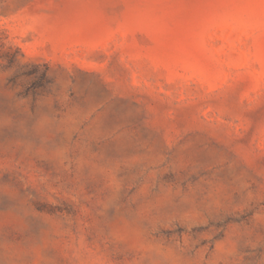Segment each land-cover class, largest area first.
Returning <instances> with one entry per match:
<instances>
[{
  "label": "rangeland",
  "instance_id": "1",
  "mask_svg": "<svg viewBox=\"0 0 264 264\" xmlns=\"http://www.w3.org/2000/svg\"><path fill=\"white\" fill-rule=\"evenodd\" d=\"M0 264H264V0H0Z\"/></svg>",
  "mask_w": 264,
  "mask_h": 264
}]
</instances>
